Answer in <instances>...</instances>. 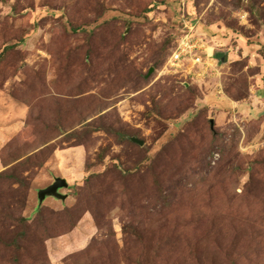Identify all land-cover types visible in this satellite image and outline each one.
<instances>
[{
	"label": "rangeland",
	"instance_id": "1",
	"mask_svg": "<svg viewBox=\"0 0 264 264\" xmlns=\"http://www.w3.org/2000/svg\"><path fill=\"white\" fill-rule=\"evenodd\" d=\"M0 264H264V0H0Z\"/></svg>",
	"mask_w": 264,
	"mask_h": 264
},
{
	"label": "built area",
	"instance_id": "2",
	"mask_svg": "<svg viewBox=\"0 0 264 264\" xmlns=\"http://www.w3.org/2000/svg\"><path fill=\"white\" fill-rule=\"evenodd\" d=\"M181 33L167 60L166 69L180 75L193 85L216 81V91L223 93V64L215 57L207 37L201 33L199 22L181 16Z\"/></svg>",
	"mask_w": 264,
	"mask_h": 264
},
{
	"label": "water",
	"instance_id": "3",
	"mask_svg": "<svg viewBox=\"0 0 264 264\" xmlns=\"http://www.w3.org/2000/svg\"><path fill=\"white\" fill-rule=\"evenodd\" d=\"M226 61H227L226 57L222 59L223 63H225ZM133 141L139 144L140 146L144 145V142L138 139H133ZM68 187H69V184L64 178H56L53 184L39 191V199L41 202H43L47 197H56V198L66 199L67 195L61 194L59 190L63 188H68Z\"/></svg>",
	"mask_w": 264,
	"mask_h": 264
},
{
	"label": "trees",
	"instance_id": "4",
	"mask_svg": "<svg viewBox=\"0 0 264 264\" xmlns=\"http://www.w3.org/2000/svg\"><path fill=\"white\" fill-rule=\"evenodd\" d=\"M180 33H181V29H180V31H179V34L177 35V37L180 35ZM176 37V38H177ZM218 57V56H217ZM221 63H222V59H220L219 57L217 58ZM223 64V63H222ZM196 87H198L199 89H201V90H207V87L209 86V85H206L205 83L204 84H199V85H195Z\"/></svg>",
	"mask_w": 264,
	"mask_h": 264
},
{
	"label": "crops",
	"instance_id": "5",
	"mask_svg": "<svg viewBox=\"0 0 264 264\" xmlns=\"http://www.w3.org/2000/svg\"><path fill=\"white\" fill-rule=\"evenodd\" d=\"M228 106H229V107H232L233 105L229 103Z\"/></svg>",
	"mask_w": 264,
	"mask_h": 264
}]
</instances>
